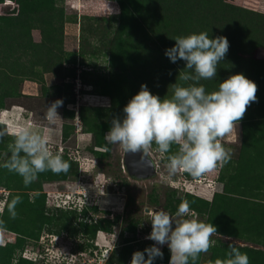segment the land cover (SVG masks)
<instances>
[{
    "label": "trees",
    "instance_id": "obj_1",
    "mask_svg": "<svg viewBox=\"0 0 264 264\" xmlns=\"http://www.w3.org/2000/svg\"><path fill=\"white\" fill-rule=\"evenodd\" d=\"M4 1L14 2L17 8L0 15V110H5L7 99L24 96L20 92L23 82L32 81L41 85L42 78L38 76L39 73L57 74L63 71L64 65L75 64L77 58L85 55L84 35H79L78 51L67 52L63 48L64 26L67 21L60 6L64 0H0V3ZM112 1L118 5L119 14L105 20L109 23L105 27V34L112 36L104 47L112 72L100 91L110 101L108 107L78 108L82 126L93 136V147L89 152L98 160L109 156L110 143L104 136L112 125L109 121L101 120L104 117L102 113H105L106 118L123 119L124 107L139 93L141 85L146 84L153 95H158L163 100L173 94L170 85L179 83L187 87L193 83L177 80L180 71L185 68V62L181 60L173 63L165 55L166 49L175 45V37L202 31L208 32L213 39L217 36L227 37L229 51L219 63L216 77L201 80L199 83L210 93L218 90L219 84L230 76L242 73L257 84V101L252 102L243 118L236 122L241 125L240 154L233 173L226 177L221 174L219 177L223 184L222 192L214 194L212 200L187 195L186 201L189 202L190 209L200 214L207 211V224L216 227L219 222H225L223 215L230 207L234 214L242 213L246 218L236 224L248 228L249 222L254 223L264 216V194L258 197L259 192L255 191H264V59L256 57L257 50H264V14L226 3L224 0ZM112 24L116 25L113 31L110 30ZM33 30H39L40 42L33 40ZM42 90L43 95H48L46 89ZM69 98L71 96L66 93V99ZM71 101L65 100L64 103L73 104ZM65 114L72 118L75 111L66 110ZM68 135H63V139H67ZM10 139H14V136L0 140V153H6L3 163L10 156ZM174 147L177 146L173 145L172 149ZM61 156L71 165L67 172L56 174L50 170L45 171L29 186L24 185L20 175L0 167V187L9 192L0 214V228L18 236L14 244L0 246V263L10 264L14 252L23 249L27 239L38 238L43 228L50 225L60 229L66 227L63 220L71 214L63 213L57 219L53 217L45 206V196L40 190L41 183L64 182L69 177L77 176V163L67 153ZM16 196H20L22 202L16 205L17 216L12 219L8 205ZM171 201L173 200H169L166 205L169 212L175 211L180 205L177 200L174 201L175 206H172ZM115 222L117 220L102 219L89 227L83 225L86 227L84 231L94 238L98 231H110L112 223ZM125 231L134 233L135 225H128ZM223 233L225 232H218ZM129 244L130 241L126 239L119 263H125L129 256ZM208 251L211 252L210 264L226 259L219 255L217 247ZM162 253L163 258L157 257L154 264L168 262L169 252L164 250ZM107 261L111 264L113 255ZM257 261L264 264V255ZM20 264L33 263L21 259Z\"/></svg>",
    "mask_w": 264,
    "mask_h": 264
},
{
    "label": "rangeland",
    "instance_id": "obj_2",
    "mask_svg": "<svg viewBox=\"0 0 264 264\" xmlns=\"http://www.w3.org/2000/svg\"><path fill=\"white\" fill-rule=\"evenodd\" d=\"M224 1L264 14V0ZM60 7L63 9L64 18L67 21L64 26V36L67 30L70 35H74L73 39L78 42L79 35H84L83 51L85 55L77 58L75 64L64 65L63 71L57 74L39 73L38 76L42 78L41 85L27 81L29 83L25 86L32 85V91L30 87H24L23 85L26 81L23 82L20 86V92L24 96L7 99L5 101V110H0V123L4 124L0 125V129L7 130V134L4 137L8 138V136L13 137V134L20 128L29 127L47 138L48 147L54 154L61 147L63 148V152L67 153L68 157L77 163L78 174L75 178L69 177L64 182L41 183L40 190L44 196L46 193H51V195L53 193L59 195L64 193L73 199L72 193L74 194L75 190H79L86 194L90 202L98 204L100 207L98 216L101 218L105 217L106 220H117V222L112 223L110 231H99L97 244L100 247H97L94 241L98 232L94 238L90 235L84 237L83 235L86 233L84 228L79 226L78 222L84 220L85 216L82 213H72L71 216L63 220V223L66 224V227L63 229L72 231L73 235L71 237L73 239H68V237L60 238L58 234L61 231L60 228L57 226L53 228L50 225L46 228V233L50 230L49 233H52L51 237L43 236V238L39 239H27L23 249H18V251L14 252L10 264H20L21 252L25 248L27 250L25 251V255L37 259L39 242L50 244V241L48 242L47 240H51L52 244L56 241H61V243L66 241L65 248L58 247L59 250L69 252L70 254L87 251L85 252L87 259L95 258L96 262L100 261L103 264L104 260H108L112 255L113 262L111 264H131L134 252H143L155 243L150 239H146L152 231L150 217L145 213L146 208L167 211L166 205L169 200H173L171 201V205L175 206L174 201L178 200L179 204H181L182 201L186 200L187 195H195L202 199L212 200L214 194L222 192L223 184L219 181V177L221 174L226 177L230 173H233L239 158L241 125L240 123H236L233 131L225 135L220 141L225 148L231 149L230 162L223 167L218 166L200 178H193L187 172H177L175 175H170L167 168L168 154L158 152L155 144L149 150V155L155 162L157 173L150 180L133 181L127 176L122 167L124 150L118 144H110L109 156L98 160L89 152L93 147V136L87 133L82 126L78 117V108L80 106L92 108L108 107L109 97L100 92L104 82L108 79L109 73L112 72L108 64L107 50L104 48L108 45L112 35L109 34L107 36L105 34V27L109 25L105 20L118 16L119 7L112 0H64ZM13 8L16 9L14 2L4 1L0 3V15L11 12ZM115 26L112 24L110 30L113 31ZM94 29H96L95 32L91 33ZM31 35L35 42H40L41 36L39 30H33ZM256 57L264 59V50H257ZM41 87L47 90L48 95L42 94L43 90ZM66 93L71 98L66 99ZM58 99L63 100V105L57 109L60 117H57L54 123H50L44 118V113L47 111V106H50L51 103ZM65 100H72L71 102L74 103L65 104ZM66 110L75 111V115L71 118V116L65 114ZM23 115H27V117H23ZM102 115L104 116L101 119L103 121L111 122L113 120L112 118H106L105 113H102ZM9 126L12 131L8 130ZM65 134H69V137L64 140L63 135ZM13 141L14 139H10V143ZM177 150L178 146L174 147L170 153L173 154ZM5 157L6 153L1 152L0 165L5 160ZM262 172L264 173V169H262ZM1 190L6 191V189L0 187ZM102 190L105 191L103 194ZM255 191L259 192L258 197L260 194H264L263 190L262 192L261 190ZM60 197L65 198L63 196ZM82 198L84 201L83 196ZM233 207L236 209L235 206ZM228 210L223 215L225 222L221 221L216 226L217 234L211 237L214 244L210 248L217 247L219 255L227 259L229 245L238 246L244 248L243 250L240 249V251L248 255L249 264H259L257 260L264 255V216L263 218L259 217L254 223L249 222L250 228H247V226H238L236 224L237 221L246 220L244 214H234L233 208L231 209L230 207H228ZM102 211L107 212V214H103ZM176 211L177 209L167 212L174 215ZM49 213H52L56 219L63 214L53 210ZM191 214H194L195 218L199 221L206 223L207 211L200 214L191 209ZM128 225H135L134 233L125 231ZM221 231L225 233L218 234ZM246 231L252 233H247ZM17 238L18 236L15 233L0 228L1 247L14 244ZM126 239L130 241V254L125 263H119V257L122 256ZM77 240H80L82 245H79ZM157 246L161 248L162 252L164 250L169 252L168 262L159 264H169L171 252L167 244ZM249 249L260 253L256 254L254 253L255 251L251 252ZM89 250L91 251L89 253L90 257H88ZM92 251H96L97 255L95 256ZM56 253L57 251L54 249V254H51V256L54 257L57 255ZM210 257V251L201 253L198 264H210ZM14 259L17 261L13 262ZM145 259H147V253H145ZM33 264H36V262ZM105 264H109L108 261Z\"/></svg>",
    "mask_w": 264,
    "mask_h": 264
},
{
    "label": "clouds",
    "instance_id": "obj_3",
    "mask_svg": "<svg viewBox=\"0 0 264 264\" xmlns=\"http://www.w3.org/2000/svg\"><path fill=\"white\" fill-rule=\"evenodd\" d=\"M174 40L175 45L166 49L165 55L173 63L184 61L185 68L177 80L193 83L187 87L179 83L170 85L173 94L163 100L153 95L146 84L141 85L139 93L124 107L123 119L113 118L104 138L110 144H118L126 153L142 151L141 159L148 155L153 144L161 154L170 153L172 146L177 145L178 150L167 156L169 174L187 172L193 178H200L230 162L231 149L220 141L233 131L247 107L257 101L258 86L240 73L220 83L218 90L206 92L199 82L216 77L218 65L229 51L227 37L213 39L202 31ZM62 105V99L51 103L44 118L54 123L60 117L57 109ZM6 134V129H0V140ZM13 135L14 141L8 145L10 156L0 167L20 175L25 186L45 171L59 174L70 169V163L59 153L54 154L47 138L39 132L22 127ZM21 202L22 198L16 196L8 205L12 219L16 218V205ZM149 215L152 231L146 239L155 243L143 252H134L131 264H154L157 257L163 258L157 245L165 244L171 252L169 264H189L190 260L196 264L200 253L207 252L214 244L211 237L217 234V228L195 218L186 200L174 215L162 209L150 210ZM227 257L215 264H249L248 255L231 244Z\"/></svg>",
    "mask_w": 264,
    "mask_h": 264
},
{
    "label": "built area",
    "instance_id": "obj_4",
    "mask_svg": "<svg viewBox=\"0 0 264 264\" xmlns=\"http://www.w3.org/2000/svg\"><path fill=\"white\" fill-rule=\"evenodd\" d=\"M16 8H17V5H16ZM57 153H59L60 155L64 154L63 148L60 147ZM8 194L9 193L5 190L0 191V214L3 212V208L5 206V202L7 200ZM60 196L61 195H59V194L53 193L51 195V193H46L45 194V206H46V208L50 209V210H57V209L70 210V211H75L76 213H79V214L83 213V211L85 210L87 203H86L85 199L83 201L82 196H78V197H76V199L74 197H73V199H71L69 196H65V198H61ZM98 234H100L99 231L96 234V239L94 241V244H95V246L100 247L97 244ZM49 241H50V244L47 242L45 243L47 245V247H50L47 250L46 256H48V258L50 259L49 262H52L51 264H103L100 261L96 262L95 258H93V259L88 258L87 259L86 253H85L87 251H80V252H77L75 254H73V253L70 254L69 252H65V251H61L59 249H56V248H58L57 244L59 241H56L54 244H52L51 240H49ZM53 241H55V239H53ZM54 249L57 251V253H56L57 255L52 257L51 254H54ZM58 251H59V253H58ZM89 253H91V251H88V257L91 256ZM93 253L95 256L97 255L96 254L97 252L96 253L93 252ZM22 257L25 260H27L28 262H31V263L36 262L35 257L34 258H30L29 256H26V257L22 256ZM16 261L17 260L14 259L13 262H16ZM106 261L107 260H104V264Z\"/></svg>",
    "mask_w": 264,
    "mask_h": 264
},
{
    "label": "flooded vegetation",
    "instance_id": "obj_5",
    "mask_svg": "<svg viewBox=\"0 0 264 264\" xmlns=\"http://www.w3.org/2000/svg\"><path fill=\"white\" fill-rule=\"evenodd\" d=\"M133 180V179H132ZM145 180H150V179H145ZM133 181H136V180H133ZM141 181H144V180H141ZM102 192V194L105 192V191H101ZM61 195V194H60ZM83 196L84 197V199H85V201H86V203H87V205H86V208H85V210L83 211V213L82 214H84V216H85V219L84 220H81V221H79L78 223H79V226L81 227H83L84 229H86V227L85 226H83V225H86L87 227H89V226H91V225H95V224H97L99 221H100V219H106L105 217H100V216H98V214L100 213V211H99V209H100V207L98 206V204H95V203H93V202H90L89 201V199L87 198V196H86V194L84 193V192H81V191H77V190H75L74 191V194L72 193V196L74 197V198H76V197H78V196ZM61 196H63V197H65V196H68L67 194L65 195L64 193L61 195ZM155 208H146L145 209V213L147 214V215H149V211L150 210H154ZM49 212L51 211L50 209H47ZM53 211H55V212H60V213H69V214H72V213H75V211H70V210H63V209H57V210H53ZM102 213L103 214H107V212H105V211H102ZM51 215H53L52 213H50ZM95 215H96V217H95ZM149 217H150V215H149ZM150 219H151V217H150ZM61 231H59L58 232V234L60 235V238H65V237H68V239H71L72 237V231H67V230H64V229H60ZM50 232V231H49ZM49 232H47L46 233V227L45 228H43L42 230H41V232H40V234H39V236H38V239L39 238H43V236H46V237H50V236H52V233H49ZM41 234H43V235H41ZM87 235H89V234H84L83 236L85 237V236H87ZM73 239V238H72ZM48 241V240H47ZM36 243H38L37 241H36ZM44 243V242H43ZM40 243L39 242V246H38V248H39V250H38V255H37V259H36V264H45V263H48L49 262V258H48V256H46L47 255V250H48V248H50V247H47V245L44 243ZM65 243H66V241H63L62 243H61V241H59L58 242V247H60V248H65ZM77 243H79V245H82V242H80V240H77ZM56 249H58V248H56ZM97 249V248H96ZM25 251H27L26 250V248H25V250H23L22 252H21V256H20V258L23 260L24 258L22 257V256H24V257H26L27 255H25ZM90 251V250H89ZM93 252H95L96 253V251H93ZM99 252V251H98ZM23 254V255H22ZM90 256V255H89ZM25 260V259H24ZM35 263V262H34Z\"/></svg>",
    "mask_w": 264,
    "mask_h": 264
},
{
    "label": "water",
    "instance_id": "obj_6",
    "mask_svg": "<svg viewBox=\"0 0 264 264\" xmlns=\"http://www.w3.org/2000/svg\"><path fill=\"white\" fill-rule=\"evenodd\" d=\"M136 153H137L138 157H140L139 163L134 162V160L136 159L134 157V155H131L130 157L127 158V153L124 151L123 158H122V167H123L124 172L127 174V176L129 178L136 180V181L154 178L156 176V173H157V167L155 166V162L150 157L149 153L143 159H141V157L143 156L142 151L136 152ZM135 161L137 162L138 160H135ZM143 164L148 169L146 172H144V174L138 176V175H134V174L129 172V170L131 168L132 169H134L133 167L139 168L140 165H143ZM154 210H156V209H154Z\"/></svg>",
    "mask_w": 264,
    "mask_h": 264
},
{
    "label": "crops",
    "instance_id": "obj_7",
    "mask_svg": "<svg viewBox=\"0 0 264 264\" xmlns=\"http://www.w3.org/2000/svg\"><path fill=\"white\" fill-rule=\"evenodd\" d=\"M68 5H70L69 3H68ZM72 8V7H71ZM66 29H67V27H66ZM73 36L74 35H70V33H68L67 32V30L65 31V36H64V45H63V48H64V50L65 51H67V52H76V51H78V42H76V40L75 39H73ZM29 82H25L24 83V87H27V88H29L30 87V89H31V91L33 90V87H32V85H30V86H25V85H27ZM34 84V83H33ZM23 117H26L25 115H23ZM8 130L10 131V130H12L11 129V127L9 126V128H8ZM11 133V132H10Z\"/></svg>",
    "mask_w": 264,
    "mask_h": 264
},
{
    "label": "bare ground",
    "instance_id": "obj_8",
    "mask_svg": "<svg viewBox=\"0 0 264 264\" xmlns=\"http://www.w3.org/2000/svg\"><path fill=\"white\" fill-rule=\"evenodd\" d=\"M131 155H134V157L136 158L135 160H138L137 162L134 160L135 163H139V160H140V157H138L137 153H132V152H128L127 153V158L130 157ZM134 169H130L129 172L134 174V175H142L144 174V172H146L148 169L146 168V166L143 165H140L139 168L137 167H133Z\"/></svg>",
    "mask_w": 264,
    "mask_h": 264
}]
</instances>
